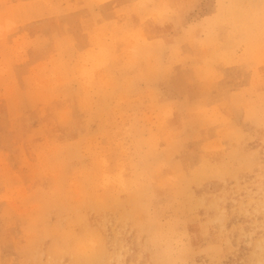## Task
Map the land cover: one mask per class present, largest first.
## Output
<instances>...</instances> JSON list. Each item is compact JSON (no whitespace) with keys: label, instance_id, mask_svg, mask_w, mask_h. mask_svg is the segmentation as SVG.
Wrapping results in <instances>:
<instances>
[{"label":"rangeland","instance_id":"374dc122","mask_svg":"<svg viewBox=\"0 0 264 264\" xmlns=\"http://www.w3.org/2000/svg\"><path fill=\"white\" fill-rule=\"evenodd\" d=\"M194 4L164 18L188 27L148 116L121 98L109 127L83 128L43 67L40 126L0 144V264H264V0Z\"/></svg>","mask_w":264,"mask_h":264},{"label":"crops","instance_id":"0c3cea01","mask_svg":"<svg viewBox=\"0 0 264 264\" xmlns=\"http://www.w3.org/2000/svg\"><path fill=\"white\" fill-rule=\"evenodd\" d=\"M1 1L0 144L7 148L22 142L24 129L40 126L35 123L40 105L36 100H27V93L37 95L34 83L45 75L43 67L55 72L52 79L66 81V112L80 118L83 128L109 127L105 114L121 112V104H117L121 98L128 106L133 104L141 117L148 116L152 112L154 71H161L157 72L158 83L165 79L162 69L167 64L170 45L176 43V39L171 40V32L178 34L188 27L163 22L167 16H179L176 10L181 0ZM188 1L195 4L187 16L205 6V0ZM128 2L130 10L124 7ZM158 13L162 23L152 18ZM211 15L212 12L208 16ZM123 33H140L144 40L124 44ZM105 35L110 40H105ZM156 57L159 62H155ZM87 81L92 83L87 86ZM103 81L113 83V94L105 89ZM165 92L160 89L163 102ZM26 118L31 122L28 126Z\"/></svg>","mask_w":264,"mask_h":264}]
</instances>
